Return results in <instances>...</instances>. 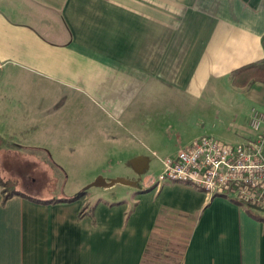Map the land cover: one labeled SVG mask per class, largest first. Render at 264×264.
<instances>
[{
    "label": "crops",
    "instance_id": "1",
    "mask_svg": "<svg viewBox=\"0 0 264 264\" xmlns=\"http://www.w3.org/2000/svg\"><path fill=\"white\" fill-rule=\"evenodd\" d=\"M263 36L264 0H0V135L27 132L11 118L28 116L31 129L55 140L63 111L84 97L92 108L86 134L116 141L108 126L119 118L147 138L139 152L112 159L132 160L139 175L160 142L152 143L151 122L197 141L218 129L203 118L219 116L218 101L229 94L248 108L237 123L246 142L252 109L264 111V85L241 91L230 77L264 59ZM146 179L116 199L102 188L92 199L83 192L43 201L18 184L6 200L0 178V264H264V217L191 186Z\"/></svg>",
    "mask_w": 264,
    "mask_h": 264
},
{
    "label": "rangeland",
    "instance_id": "2",
    "mask_svg": "<svg viewBox=\"0 0 264 264\" xmlns=\"http://www.w3.org/2000/svg\"><path fill=\"white\" fill-rule=\"evenodd\" d=\"M68 92L73 94L71 89H68ZM18 101V106L23 104V101ZM218 103L222 110L219 116L206 115L203 118L206 127L218 125V129L210 131L208 128L209 131L205 135L214 136L224 145L236 147L242 144V140L238 139L237 123L238 120L248 114V108L247 106L233 105L229 94L223 95ZM90 109H92L91 105L84 97H77L76 100H72L67 109L61 114L59 138L55 137V140L51 133L47 134L43 130L31 129L35 127L33 121L30 120L32 118L28 116L11 118L15 124L23 127L28 126L29 129L24 132L23 130H12L13 127H8L0 137H3L8 143L14 142L22 147H35L43 150L46 152L47 157L38 159L32 156L38 155L34 152L29 153L30 156L27 152L24 153L23 149L9 148L12 146H8V143H0V153H11L9 157L0 154V178L6 183L7 190L12 191L18 184L19 186L16 189L29 197L48 201L62 197L63 193L71 195V193L80 194L83 192H88L89 198L92 199L95 195L103 192L102 188L97 187L87 189L92 184L97 183L99 178L104 180L112 177L124 178L136 183L139 187H143L146 183V177L150 176L157 180L153 183L154 179H152L148 183L155 185L160 176L165 173L164 161L188 148L195 142L194 138L198 136L193 132L189 133V131L179 133L176 129L168 132L167 127H165L166 124H162L160 127L156 125V120L151 122L148 126L151 139L156 138L152 143L159 139L160 142L157 141L155 146H151L149 152L146 151L152 159L150 169L143 175H135V171L130 170L129 167L132 160L112 159H121L122 157L127 159L129 153L139 152L142 149V143H145V146L148 144L145 141L147 138L142 134L139 135L130 124L119 120V118L110 121L108 126L110 128L116 126V133L118 134L116 141H105L101 138L100 132L86 134V132H89V125L85 119V111ZM21 110L23 111V108ZM26 110L22 113L24 114ZM107 120L108 118L104 116L99 124L104 126V122ZM197 120L201 121V118H197ZM24 121L29 122L24 125ZM167 121L168 118L164 123ZM116 122L121 123V125ZM165 134L166 136H164ZM162 141L167 143L168 146L160 149L158 146ZM113 189L114 193L111 194L110 199L122 197L124 192L134 190L123 185H116ZM105 197L108 198V196ZM242 207L257 216L264 217L263 211L248 208L246 205H242Z\"/></svg>",
    "mask_w": 264,
    "mask_h": 264
},
{
    "label": "built area",
    "instance_id": "3",
    "mask_svg": "<svg viewBox=\"0 0 264 264\" xmlns=\"http://www.w3.org/2000/svg\"><path fill=\"white\" fill-rule=\"evenodd\" d=\"M4 66L0 61V74ZM250 128L254 137L236 147L202 136L164 161L165 173L156 183L183 184L211 198L264 209V111L257 107L252 109Z\"/></svg>",
    "mask_w": 264,
    "mask_h": 264
},
{
    "label": "trees",
    "instance_id": "4",
    "mask_svg": "<svg viewBox=\"0 0 264 264\" xmlns=\"http://www.w3.org/2000/svg\"><path fill=\"white\" fill-rule=\"evenodd\" d=\"M262 44L264 47V36L262 38ZM231 84L232 86L241 91H248L253 85L255 84H263L264 85V59L262 61L244 66L242 68H239L238 70L234 71L231 74ZM0 143H5L1 138H0ZM29 152H39V150H29ZM6 187V184H5ZM10 190H7L6 188V200L10 199L13 195L9 193ZM79 199V198H75ZM33 200V199H31ZM55 202V200L53 201Z\"/></svg>",
    "mask_w": 264,
    "mask_h": 264
},
{
    "label": "water",
    "instance_id": "5",
    "mask_svg": "<svg viewBox=\"0 0 264 264\" xmlns=\"http://www.w3.org/2000/svg\"><path fill=\"white\" fill-rule=\"evenodd\" d=\"M133 162V161H132ZM131 162V163H132ZM133 164V163H132ZM149 168H145V170H143L142 172H138L139 175H143L146 173V171L148 170ZM116 185H123V186H129V187H134V188H137L138 185L134 182H131L127 179H124V178H118V179H114V180H110V181H107L106 179L104 180L103 178H99L98 182L95 183V184H92L91 186H89L87 189H90L92 187H97V188H105V189H110V188H113L115 187ZM257 211H263L264 212V209L262 208H253Z\"/></svg>",
    "mask_w": 264,
    "mask_h": 264
}]
</instances>
